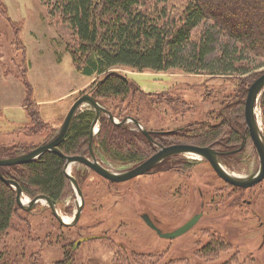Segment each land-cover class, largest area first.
I'll return each mask as SVG.
<instances>
[{"label": "rangeland", "instance_id": "374dc122", "mask_svg": "<svg viewBox=\"0 0 264 264\" xmlns=\"http://www.w3.org/2000/svg\"><path fill=\"white\" fill-rule=\"evenodd\" d=\"M0 3L5 10L0 15V144L25 142L39 146L48 132L55 130L57 134L73 101L90 93L91 84L99 76L88 77L73 65L68 46L75 37L59 11L43 0ZM184 3L171 0L168 7L177 15ZM17 30L18 48L12 43ZM262 70L264 66L258 69ZM117 71L139 88L134 96H128L126 103L130 104L122 113L130 114L123 118L138 120L156 135L189 123H219L215 111L240 84L238 75H194L178 69L138 72L125 67ZM22 73L28 80L30 95L25 92ZM27 95L31 101L24 105ZM259 102L256 120L264 136ZM30 107L36 108L42 124L48 125L40 133L34 132L40 126L31 120ZM130 124L131 129H137ZM245 137L240 151H219L218 156L227 169L241 177L250 176L259 168L249 134ZM152 143L154 150L158 149L157 144L165 145L155 137ZM177 156L194 166L185 168L186 172H154L157 165L150 170L153 173L119 184H112L83 164L72 165V176L73 172L74 176L85 174L79 185L84 205L75 227L61 224L46 202L38 203L29 212L20 208L0 240V264H264V180L249 189L236 190L225 185L207 161L190 155ZM99 162L117 172L128 168L104 158ZM70 187V194L56 204L57 214L66 222L72 221L80 203L73 185ZM143 212L149 213L164 232L177 229L195 214L202 216L188 233L167 240L144 224ZM62 226L71 227V231ZM105 230L114 241L112 244L108 239H95L73 247L79 238L99 236ZM218 237L224 241L222 248L214 243ZM119 243L123 250L117 258L114 251ZM152 258L158 261L152 262Z\"/></svg>", "mask_w": 264, "mask_h": 264}, {"label": "trees", "instance_id": "16d2710c", "mask_svg": "<svg viewBox=\"0 0 264 264\" xmlns=\"http://www.w3.org/2000/svg\"><path fill=\"white\" fill-rule=\"evenodd\" d=\"M43 1L59 11L60 18L75 37L68 46L75 68L88 77L99 76L91 84L90 94L119 121L130 114L122 113L130 104V101L126 103L128 96H134L139 89L117 71L120 68L138 72L178 69L194 75L240 76V84L233 94L229 93L224 105L215 111L219 123H189L153 136L165 145L191 144L222 152L239 147L243 136L247 135L244 119L247 89L264 72L258 71L264 66V0H184L177 15L168 7L171 0ZM4 12L0 3V15ZM17 35L18 30L12 42L16 48L19 47ZM21 81L30 95L23 73ZM28 95L24 105L31 101ZM259 104L264 121V91ZM28 112L31 120L40 126L35 133L47 129L36 108L30 107ZM94 119L95 112L88 106L76 113L67 136L58 146L64 155L87 154ZM131 128L130 123L117 125L106 114H101L99 130L92 141L98 161L104 158L129 169L150 157L155 151L154 144L140 130ZM55 133V130L48 132L41 144L52 140ZM37 146L25 142L0 144V159L24 155ZM64 164L63 157L48 151L27 163L2 166L0 171L20 186L24 196L32 199L46 195L59 205L71 189ZM193 164L175 155L161 162L154 172L189 170ZM84 175L74 176L78 185ZM18 210L15 190L0 180V240L8 233ZM62 227L71 231L75 226ZM214 241L219 248L225 246L219 237Z\"/></svg>", "mask_w": 264, "mask_h": 264}, {"label": "water", "instance_id": "95a60500", "mask_svg": "<svg viewBox=\"0 0 264 264\" xmlns=\"http://www.w3.org/2000/svg\"><path fill=\"white\" fill-rule=\"evenodd\" d=\"M264 91V72L260 74L248 87L247 89V95L244 103V118H245V124L247 133L249 134V137L251 139L252 144L255 147L257 157L259 160V168L256 171V173L247 176V177H241L238 175H235L232 173L229 169H227L219 160L218 156L221 155L219 151H216L215 149L207 146H198V145H191V144H172V145H158V149L155 150V152L145 159L144 161L140 162L139 164L126 169L121 172L113 171L110 169L105 168L100 164L98 161L93 147H92V141L93 137L96 135V133L99 130L100 125V116L101 114H106L115 124L120 125L124 123H133L138 130L142 132V134L151 142H153L152 138V131L146 130L141 123L132 118V117H125L121 121L116 120L110 111H108L105 107L100 105L95 98L90 93H84L78 96L71 106L69 107L63 122L60 126V128L57 131V134L55 137L48 141L47 143L41 144L34 149H32L30 152L18 156V157H12V158H4L0 159V167L2 166H11V165H18L27 163L30 161H33L37 158H39L43 153L45 152H53L61 157H63L65 164H64V172L67 178L69 179L70 183L73 185L78 197L80 203L77 205V210L73 216L72 221L66 222L64 221L56 212V203L50 199L46 195H38L32 199H29L26 204L22 202V197L24 196L22 193V190L20 186L12 179L5 178L1 171H0V180L4 182L6 185L11 186L15 192H16V204L19 208H21L24 211H31L38 203L40 202H46L51 209L52 214L55 216V218L64 226H73L75 225L80 217V214L82 212V208L84 205V198L82 196V191L77 183V180L75 179L72 174H70L69 170L72 165L74 164H83L87 166L88 169L94 171L99 176L103 177L104 179H107L112 182H124L127 180H131L133 178H136L138 176H142L145 174L150 173V170L159 165L161 162L166 160L167 158H170L175 155L184 154V155H190L192 157H197L202 160L207 161L215 174L226 184H229L234 187H238L241 189H249L258 183H261L264 179V136L260 131V128L257 124L256 120V110L257 105L259 102V99ZM88 106L95 112V119L91 127L90 131V141H89V151L88 156H82V155H74V156H66L64 155L58 148L59 144L65 139L67 136L72 120L76 113L81 110L83 107ZM97 124V127H96ZM246 137L243 136V140L239 146L238 149L229 151L228 153L238 152L240 151L244 145H245ZM201 217V213L195 214L192 216L189 220H187L183 225L178 227L177 229L167 232V233H161L160 230L154 226L152 222H150L146 217V223L157 232V234L160 237L165 238H175L177 236H180L187 232L189 229H191L199 220ZM97 236H87V237H81L77 241H75L73 247L79 246L80 243L98 239ZM263 240H264V234H263ZM70 264V263H68Z\"/></svg>", "mask_w": 264, "mask_h": 264}, {"label": "flooded vegetation", "instance_id": "af4514ba", "mask_svg": "<svg viewBox=\"0 0 264 264\" xmlns=\"http://www.w3.org/2000/svg\"><path fill=\"white\" fill-rule=\"evenodd\" d=\"M162 134V133H161ZM155 134H152V136H154ZM153 138V137H152ZM158 145H161V144H157L156 146H158ZM165 146H167V145H165ZM212 148V147H211ZM214 149V148H213ZM216 150V149H215ZM216 151H218V150H216ZM88 170H90V169H88ZM90 171H92V170H90ZM151 173H153V172H150L149 174H151ZM139 177V176H138ZM134 179V178H133ZM107 180V179H106ZM132 180V179H131ZM107 181H109V180H107ZM130 180H127V181H124V182H112V181H109V182H111L112 184H119V183H126V182H129ZM234 187V186H233ZM234 188H238V187H234ZM252 210V209H251ZM54 216V215H53ZM201 216H202V213H201ZM250 216L251 217H253V212H251V214H250ZM55 217V216H54ZM145 217L150 221V222H152L153 224H154V226H156L159 230H160V232L161 233H167V232H164L163 230H162V228L160 227V225L159 224H157V222H156V220L154 219H152L151 217H150V214L149 213H146V212H143L142 214H141V219L143 220V222H144V224L151 230V231H153L159 238H163V239H167V240H173V239H175V238H177V237H180V236H182V235H184V234H186V233H188L191 229H189L187 232H185L184 234H182V235H180V236H177V237H175V238H165V237H160L158 234H157V232L155 231V230H153L147 223H146V220H145ZM200 219V218H199ZM95 222H96V220H94ZM103 222H105V219H103L102 220ZM113 222H115V221H112L111 223H113ZM186 222V221H185ZM184 222V223H185ZM183 223V224H184ZM182 224V225H183ZM108 225H109V223H108ZM108 225L106 224V229H108ZM263 227H264V225H263ZM169 232H171V231H169ZM97 235H99V236H97V237H99L98 239H96V240H102V239H108L109 240V242H110V244H112L114 241H112L111 240V238H110V236L106 233V230L105 231H101V232H99ZM93 236H96V235H93ZM95 240V239H94ZM105 242H107L108 243V241H105ZM121 243H119V245L118 246H116L117 248L115 249V251H114V255H116V257L117 258H120L121 257V251L123 250V247L120 245ZM105 247H107V246H105ZM205 247H206V245L204 244L203 245V249H205ZM108 249H109V247H108ZM134 259H136V258H134ZM126 261V260H125ZM152 262H157L158 260H157V258H152V260H151ZM69 263H71V262H69ZM68 264V263H67Z\"/></svg>", "mask_w": 264, "mask_h": 264}, {"label": "bare ground", "instance_id": "6f19581e", "mask_svg": "<svg viewBox=\"0 0 264 264\" xmlns=\"http://www.w3.org/2000/svg\"><path fill=\"white\" fill-rule=\"evenodd\" d=\"M235 175H236V174H235ZM28 200H29V199H24V197H22V202H23L24 204H26Z\"/></svg>", "mask_w": 264, "mask_h": 264}]
</instances>
